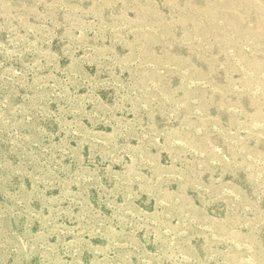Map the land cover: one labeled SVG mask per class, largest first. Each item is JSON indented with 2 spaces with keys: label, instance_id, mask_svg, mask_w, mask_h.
<instances>
[{
  "label": "rangeland",
  "instance_id": "obj_1",
  "mask_svg": "<svg viewBox=\"0 0 264 264\" xmlns=\"http://www.w3.org/2000/svg\"><path fill=\"white\" fill-rule=\"evenodd\" d=\"M0 264H264V0H0Z\"/></svg>",
  "mask_w": 264,
  "mask_h": 264
}]
</instances>
